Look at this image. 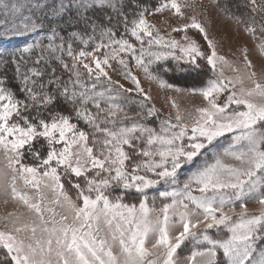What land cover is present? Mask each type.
<instances>
[{
    "label": "snow or ice",
    "instance_id": "6c2138e0",
    "mask_svg": "<svg viewBox=\"0 0 264 264\" xmlns=\"http://www.w3.org/2000/svg\"><path fill=\"white\" fill-rule=\"evenodd\" d=\"M204 7L0 0V39L23 40L0 47V196L27 209L0 217V264H264V67L253 70L247 48L243 67L219 54L197 18ZM212 7L264 57V3ZM161 17L163 30L150 19ZM141 76L204 103L182 112L173 100L174 118H162ZM128 106L134 118L118 123Z\"/></svg>",
    "mask_w": 264,
    "mask_h": 264
},
{
    "label": "rangeland",
    "instance_id": "374dc122",
    "mask_svg": "<svg viewBox=\"0 0 264 264\" xmlns=\"http://www.w3.org/2000/svg\"><path fill=\"white\" fill-rule=\"evenodd\" d=\"M20 2H25V0H20ZM180 2H185V0H180ZM196 2L199 4L201 0H196ZM204 4V8H197L198 13V20L203 24V26L208 30L209 38L214 40L217 43V51L219 54L224 55L225 58L231 62H233L235 65L243 67L242 63V49L247 48L250 52V58L252 59L255 68V70L258 75L261 73L262 67H264V57H261L258 49H257V40H253L251 36L246 34L243 30V25H237L234 21L227 19L222 13H220L218 10H215L213 5V0H202ZM264 3V0H257V4ZM184 11L191 14V9H184ZM259 17L261 19H264V12L259 13ZM154 23H156L158 28L166 29L168 28V23L163 22V17L160 18V20H156L155 18H150ZM171 23V21L169 22ZM195 30H190L189 35H192L194 39H196L199 43L204 44L202 37L199 35H195ZM173 35H176L175 33ZM177 38H179L177 36ZM247 40H246V39ZM23 43L22 39H16V40H4L0 39V47L4 48H15L19 47ZM115 63V62H113ZM116 67L119 68V65L116 64ZM109 71V75L113 80L119 81L124 85L126 88H133L134 86L123 79V76L118 74V72L112 71L110 69H107ZM135 72V69H134ZM223 72L225 77H232L235 75V73L228 68L227 66L223 67ZM193 77V76H192ZM195 79V80H194ZM191 79L190 76L184 77L181 79L183 85H190L192 83L198 82L199 78ZM194 80V81H193ZM141 83L143 88L146 92L149 93V95L152 97L151 103L155 105L157 109L160 110L161 117H166L170 113L175 115V110L171 108V104L173 100H175L176 103L179 104L180 110L182 112L191 111L193 108L197 106H201L204 102L202 99L197 96H183V97H177L175 93L172 92H164L160 90L155 84H151L147 80H144L141 76ZM181 83V84H182ZM130 109H134L133 106H130ZM134 117L132 114H129V119H123L121 117L117 122L123 123V124H130L132 119ZM108 127H112V125H107ZM228 163H236L235 161L228 160ZM183 179V178H182ZM155 195V193H153ZM195 195H199V193H194ZM160 206V201L157 200V207ZM55 207V206H54ZM247 208L249 213L252 214H258L260 211V205L255 202H248ZM18 210L23 211L27 214V209L22 206H16L11 201L8 204H5L3 202V197L0 196V217H3L7 215L8 212ZM236 213L240 212L239 202L236 204ZM55 211L60 212L62 211L58 207H55ZM227 211V209H226ZM47 216L48 213H45ZM230 215H233V218H235L234 213H230ZM3 226V221L0 220V227ZM146 247L151 249V241H148L146 243ZM191 245L188 246H182L179 250V258L181 261L183 260V257L190 251ZM150 259H153L154 257H149Z\"/></svg>",
    "mask_w": 264,
    "mask_h": 264
},
{
    "label": "trees",
    "instance_id": "16d2710c",
    "mask_svg": "<svg viewBox=\"0 0 264 264\" xmlns=\"http://www.w3.org/2000/svg\"><path fill=\"white\" fill-rule=\"evenodd\" d=\"M234 2H236V3H243V0H234ZM233 10V12L234 13H236L237 15H244L245 14V9L243 8V7H241L239 10H237V9H235V8H233L232 9ZM74 47H76V48H79L80 47V45L77 43L76 45H74ZM92 47V45L90 44L89 45V49ZM64 76H65V79H67V73H64ZM182 78H184V77H180V78H177V77H169V79H171V80H173V82H175V83H179V84H181L182 83V81H181V79ZM190 78L191 79H194V78H199V77H192V76H190ZM195 80V79H194ZM193 80V81H194ZM199 80H200V78H199ZM198 80V81H199ZM91 81H88V83H90ZM181 85H183V83L181 84ZM131 107L130 106H128V111H129V114L131 113H133V111H134V109H130ZM83 126V125H82ZM103 126V125H102Z\"/></svg>",
    "mask_w": 264,
    "mask_h": 264
},
{
    "label": "crops",
    "instance_id": "0c3cea01",
    "mask_svg": "<svg viewBox=\"0 0 264 264\" xmlns=\"http://www.w3.org/2000/svg\"><path fill=\"white\" fill-rule=\"evenodd\" d=\"M233 22V21H232ZM246 39V38H245ZM247 40V39H246Z\"/></svg>",
    "mask_w": 264,
    "mask_h": 264
}]
</instances>
